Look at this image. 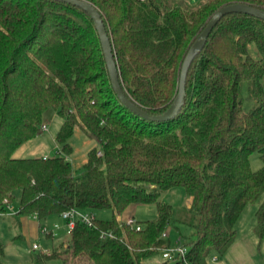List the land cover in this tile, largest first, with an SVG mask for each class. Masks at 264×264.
<instances>
[{
    "label": "trees",
    "instance_id": "16d2710c",
    "mask_svg": "<svg viewBox=\"0 0 264 264\" xmlns=\"http://www.w3.org/2000/svg\"><path fill=\"white\" fill-rule=\"evenodd\" d=\"M86 1L101 13L125 95L151 115L173 102L187 52L221 6L264 10V0ZM185 89L175 117H143L118 97L88 12L60 0H0V216L8 212L4 199L14 205L17 191L21 216L59 215L67 224L63 213L72 209L111 210L110 219L95 215L91 225L75 220L63 250L75 264H208L210 253L224 254L244 208L264 193V19L223 16L189 65ZM49 108L63 118L58 153L14 157L38 136ZM77 126L99 140L79 175L68 159ZM255 151L263 165L253 170ZM172 187L189 198L180 215L160 200ZM148 203H156L157 214L137 220L139 230L120 218ZM255 216L263 239L264 197ZM179 225L192 230L188 251L183 259H164ZM50 259L65 262L57 249L34 253L35 264Z\"/></svg>",
    "mask_w": 264,
    "mask_h": 264
},
{
    "label": "rangeland",
    "instance_id": "374dc122",
    "mask_svg": "<svg viewBox=\"0 0 264 264\" xmlns=\"http://www.w3.org/2000/svg\"><path fill=\"white\" fill-rule=\"evenodd\" d=\"M174 2H181L188 5L198 4L205 0H172ZM244 96L247 97V90L244 89ZM250 101L246 100L244 104L248 109ZM63 118L53 109L46 110L43 116V123L46 128L42 129L36 138L26 141L14 152V157H37V156H52L58 153V143L56 142V133L59 130ZM72 145V152L68 159L73 165L75 175H79L83 165L88 159L89 150L95 146H99V140L86 133L80 126H77L73 135L69 139ZM250 165L253 170L260 168L263 161L260 158L259 152H253L250 155ZM20 192L15 193V208L19 204ZM264 193L261 195L259 202L263 199ZM161 201H165L173 205L177 214L184 213L186 205L189 201L186 191L181 187H172L162 192L160 196ZM249 203L244 208L240 219L237 223L238 227V242L232 247V250L220 254L218 252L210 253L208 257V264H264V238L260 239L255 231L256 216L255 211L259 204ZM128 212H125L120 218H125L132 214L137 220H146L154 218L157 214L156 203L135 204L129 207ZM87 212H93L98 218L110 219L112 211L109 209H88ZM62 219L59 215H50L44 219L34 218L32 214H25L23 216L17 214H3L0 216V246H3V252L0 253V259L4 264H35L34 253L39 251H55L64 242L69 243L70 230H68L66 221L64 226L55 228V223ZM63 220V219H62ZM40 226L53 228L50 235L40 231ZM192 230L189 227L179 225V231L173 228L170 231L172 244L175 246L179 238V242H186L187 237L191 236ZM33 242L40 245L38 250L32 248ZM65 258L63 264H75L71 261L70 254L62 252ZM216 256V260L212 257ZM162 259V256L156 258L157 262ZM61 260L50 259L49 264H54ZM146 264L152 263L146 261ZM78 264V263H76ZM85 264H88L87 262Z\"/></svg>",
    "mask_w": 264,
    "mask_h": 264
},
{
    "label": "water",
    "instance_id": "95a60500",
    "mask_svg": "<svg viewBox=\"0 0 264 264\" xmlns=\"http://www.w3.org/2000/svg\"><path fill=\"white\" fill-rule=\"evenodd\" d=\"M60 1H64L67 3L73 4V5L79 6L89 13L98 31L100 41L102 44V48L104 51L106 63L109 69L112 85L118 97L121 99V101L125 105L131 108L134 112H136L137 114L143 117H146L152 120H168V119L175 117L180 112L185 102V96H186L185 80H186V75H187L189 65L191 64L194 57L203 49L213 27L218 23V21L223 16H225L226 14H230V13H246V14L254 15V16L264 19L263 9L256 8L246 3L234 2V3L221 6L212 15V17L207 22L206 26L197 35L196 39L190 46L186 54V57L183 61V64H182L178 92L173 102L171 103V105L168 107V109L164 113L159 114V115H151L147 113L146 111L142 110L141 108H139L132 101H130V99L125 95L122 89V86L120 83L118 66L114 58L111 39L106 30V27L103 22L100 11L92 3L86 0H60Z\"/></svg>",
    "mask_w": 264,
    "mask_h": 264
},
{
    "label": "built area",
    "instance_id": "2783aa9c",
    "mask_svg": "<svg viewBox=\"0 0 264 264\" xmlns=\"http://www.w3.org/2000/svg\"><path fill=\"white\" fill-rule=\"evenodd\" d=\"M45 128H46V126L43 124L42 129H45ZM101 153H102L101 151L98 152L99 155H101ZM4 203H6V206L8 208L7 214H15L16 213L14 205L10 204L7 198L4 199ZM34 217L35 218L37 217L36 214H34ZM63 217L68 218L69 221L67 223V226H68L69 230L71 231V229L73 228V226L75 224L76 219H80L81 221H84L85 223L91 225L92 221L95 218V214L92 212L81 211L78 209H72V210L64 212ZM122 220H124V223H126L127 225L135 227L137 230L140 229V225L137 224V219L134 216L127 215L125 217V219H122ZM55 227H58V225H55ZM52 230H54V229L48 228L46 226H43L41 229V231L45 234L50 233V231H52ZM168 233H169V230H166L162 233V236L167 237ZM109 235H112V234L110 233ZM185 243L184 242L183 243L178 242L175 246L164 248L162 250L163 258L168 259V260H172V261L178 260V259H183L186 255L187 251H188V247ZM32 247L34 249H37L40 247V245L35 242V243H33ZM212 259L216 260L217 257L213 256Z\"/></svg>",
    "mask_w": 264,
    "mask_h": 264
},
{
    "label": "crops",
    "instance_id": "0c3cea01",
    "mask_svg": "<svg viewBox=\"0 0 264 264\" xmlns=\"http://www.w3.org/2000/svg\"><path fill=\"white\" fill-rule=\"evenodd\" d=\"M128 213L130 212V211H127ZM131 215H133L132 214V212H131ZM34 216V215H33ZM96 217H97V215H96ZM35 218V217H34ZM63 219V220H62ZM62 219H59L58 221H57V224L55 223V225H58V227H62V226H64V221H65V218H62ZM55 225H54V227H55ZM42 227L43 226H40L39 228H40V231H41V229H42ZM54 227H53V229H54ZM58 227H55V228H58ZM68 227V226H67ZM68 230H69V228H68ZM237 230H238V227H237ZM42 232V231H41ZM70 233V232H69ZM238 239H239V236H238V234H237V238H236V240L234 241V243L229 247V249H228V251L227 252H229V250H232V247L238 242ZM33 243H35V242H33ZM68 245H66L64 242H62V244L57 248V250L60 252V253H62L63 252V250H64V248H66ZM33 248V247H32ZM62 255V254H61ZM58 260H60V259H58ZM213 260V259H212ZM54 264H60L59 262H56V263H54Z\"/></svg>",
    "mask_w": 264,
    "mask_h": 264
}]
</instances>
